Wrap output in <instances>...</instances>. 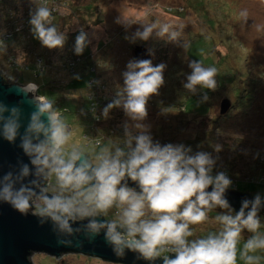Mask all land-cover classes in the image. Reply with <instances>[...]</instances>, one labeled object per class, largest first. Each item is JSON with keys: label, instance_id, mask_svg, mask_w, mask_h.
<instances>
[{"label": "clouds", "instance_id": "clouds-1", "mask_svg": "<svg viewBox=\"0 0 264 264\" xmlns=\"http://www.w3.org/2000/svg\"><path fill=\"white\" fill-rule=\"evenodd\" d=\"M32 3L36 7L29 23L34 37L44 47L62 49L67 36L53 22V10L46 0ZM153 36L174 42L181 32L157 20L142 23V30L128 39L135 43ZM89 44L88 34L81 30L74 53L82 55ZM183 47L187 50L190 43L185 40ZM5 49L0 40V53ZM166 67L148 59L128 62L123 85L117 86L102 115L107 119L114 108H122L134 123L124 124L122 143L109 140L93 154L71 142L74 130L52 102L35 96L25 118L22 107L0 101V138L12 144L19 140L18 147L28 158L0 175V204L22 214L31 212L41 224H50L58 244H72L77 235L89 242L103 235L118 257L131 251L150 261L163 257V264H236L237 245L246 229L253 235L244 242L240 258L245 264H260L257 253L264 251V231L258 212L264 207V194L243 199L236 211L226 198L232 180L224 172L213 175L216 160L210 153L155 142L149 126L142 123L149 98L165 83ZM189 68L184 89L193 94L216 89L215 67L191 60ZM35 89L29 83L22 91L31 94ZM129 179L139 190L129 186ZM113 208L112 219L102 218ZM214 208L226 210L214 218L219 229L190 239L194 236L190 225L207 220Z\"/></svg>", "mask_w": 264, "mask_h": 264}, {"label": "rangeland", "instance_id": "rangeland-1", "mask_svg": "<svg viewBox=\"0 0 264 264\" xmlns=\"http://www.w3.org/2000/svg\"><path fill=\"white\" fill-rule=\"evenodd\" d=\"M62 2L53 22L67 36L64 47H44L34 37L30 26L26 27L0 53V70L10 82L19 81L18 77L22 82L37 81L32 71L26 70L25 66H32L44 57V88L53 93L51 98L56 108L74 130L72 143L93 154L109 140L122 143L124 124L134 123L122 108H114L109 118L94 124L88 110L80 107L84 102L88 106L85 97L88 75L83 73L70 86L71 80L83 72L85 66L80 64L77 74H71L67 67L78 56L73 49L76 36L83 30L90 40L92 61L98 66L99 80L105 85L100 94H106V105L115 97L117 86L123 85L122 74L128 62L135 58V47L146 46L154 51V66L161 63L167 66L165 83L158 94L149 98L147 116L142 121L149 126L154 141L162 145L192 143L195 147L203 136L207 138L206 132L210 131L213 145L234 159L236 178L241 180L238 182L240 190L254 196L257 193L264 194V182L244 181L248 176L251 178L257 174V158L264 152V0ZM35 7L32 0H1L0 35L11 29V21L21 23ZM243 12L247 15H242ZM157 20L178 29L181 32L179 40L170 42L166 38L153 36L148 41L130 42L128 38L137 30H142V23ZM185 40L190 43L187 50L183 47ZM89 45L83 56L89 52ZM12 56L17 66L10 63L9 58ZM191 60H201L205 66L217 69L215 90L199 89L193 94L184 89L183 82L191 72ZM32 94L47 99L38 93V86ZM248 94H252L253 99L243 102ZM205 95L208 96L206 101L203 99ZM225 98L232 102L227 112L232 111L229 116L227 113L221 114V102ZM64 103L68 109L63 108ZM73 103L78 104L77 112L71 108ZM95 137L101 143L95 142L98 139ZM239 153L243 155L241 159L237 158ZM216 173L218 171L213 170V175ZM115 210H109L106 218L112 219ZM213 226H218V222L208 214L204 222L190 225L194 231L192 238L203 236L202 232ZM251 235L243 231L237 245L236 264H245L240 252ZM257 254L261 256L260 264H264V251ZM30 258L36 264H115L80 253H64L56 258L47 253L35 252Z\"/></svg>", "mask_w": 264, "mask_h": 264}, {"label": "water", "instance_id": "water-1", "mask_svg": "<svg viewBox=\"0 0 264 264\" xmlns=\"http://www.w3.org/2000/svg\"><path fill=\"white\" fill-rule=\"evenodd\" d=\"M149 50L144 45H137L134 50L135 58L148 59L153 62V55H149ZM24 85L20 82H10L0 70V101L9 106L22 107L25 118H27L33 110V104L30 101L34 99L35 95L24 93L22 91ZM40 99L44 101V99ZM231 106V100L223 99L221 113H227ZM18 144L19 140L16 144H12L0 138V175H3L21 159L25 162L28 161ZM127 182L129 186L139 190L135 182L130 179ZM208 191H211V187ZM254 197L249 192L244 193L230 188L226 192V198L236 211L241 208L243 199L251 200ZM261 212H264V207L259 210L258 214ZM35 252L47 253L56 258L68 252L123 264H163V257L150 261L138 258V254L131 251L127 252L124 257H118L105 243L103 235L91 242L84 239L83 236L77 235L73 238L72 244H58L50 224H41L39 218L31 212L22 214L8 204H0V264H36L30 258ZM169 255L170 257L175 256L174 253Z\"/></svg>", "mask_w": 264, "mask_h": 264}, {"label": "trees", "instance_id": "trees-1", "mask_svg": "<svg viewBox=\"0 0 264 264\" xmlns=\"http://www.w3.org/2000/svg\"><path fill=\"white\" fill-rule=\"evenodd\" d=\"M56 16L57 15H55V17ZM10 24H11V27L10 28L11 29H15V27H17L20 23H16L15 21H11ZM29 26L32 28L31 24L24 25V28L29 27ZM30 27H29V29L31 30ZM17 34L20 35L19 32H15L10 39L3 41L4 44H5V46L7 45L8 42L12 41L14 39L15 35H17ZM78 56L80 57V60H79V62H77L76 66H74L73 68L67 67V69H68V71L71 74H77V68H78V66H81V65L84 64V66H85V67L83 66L84 67V71L83 72H80V74L76 75L71 80V83L69 85L71 86L72 84H74L76 80H78L80 77L83 76V73H85V72L87 73V75H88L87 76V85H88V87H86V90H85V97L87 99L88 106L84 102L80 107L88 110V112H89V114L91 116V119L94 122V124H100V121L101 120H102V122L104 121L103 120L104 117L102 115V111H103L104 107L106 106L107 101H105L103 104H101L99 106L98 110L96 111L95 109H93V105H92L93 100H91L89 98V96H88V93H89V91H90V89L92 87V80L96 79V80H98V82H100V80H99V76H100L99 69H98L97 64L92 61V56L93 55L91 53L90 45H89V52L88 53H85L84 56L83 55H78ZM12 57H14V56H12ZM12 57H10V58H12ZM42 59H43V64H42L43 70L42 71L38 68V63L32 64V66H29L27 64L28 69L26 68V70L32 71V73L34 74V76L37 79V81H30L29 80V81H26V82H22V80L20 79V77H18V79H19V82L21 81L24 84H27V83H30V82L36 83L38 85V93L40 95L46 97L47 100H48V102H52L54 104V102H53V100L51 98V96H53V93L52 92H49L47 89H45L44 88L45 87L44 86L45 81L42 82L43 79L46 80L44 78V75H43L45 73V71H46V68H45L46 63H44L45 62L44 57H42ZM67 65L68 64H66V66ZM101 85H104V84L101 83ZM74 89H76V88H74ZM257 90H258V87H257ZM252 94H253V92H252ZM252 94H250V95L248 94L245 97L246 98L245 99L246 101H243V102H247V101L253 99V97L251 96ZM65 104L66 103H64L63 108L64 109H68L67 106H65ZM54 106L56 107L55 104H54ZM234 106H235V103H234ZM71 108H74L76 112L79 109L78 104H76V103H73V105L71 106ZM231 112L232 111H230L229 113H227V116H229V114ZM222 115H224V114H222ZM92 134H95V133H92ZM205 136H207V138L209 140H207V138L206 137L204 138V136H203L201 138V140L199 141V143H197L196 145L194 144L196 148L192 146V143H184L183 145L188 146V147H191L193 149V152L203 151V152L210 153L213 156V158L216 160V165H215V167H214L213 170H216L218 172H221L222 169H226L228 171L229 178L232 180V186L230 187V189H234V190H237V191H241L240 188H239V184H238V182H240L241 180H239L238 178H236L237 172H236V168H235L236 166L233 163L234 159L233 158L231 159V157L228 154H226L224 151H222L221 149H219V151H217V147L213 145V142H211L214 139L212 138L213 135L210 133V131H209V133L206 132V135ZM95 138H98V137H95ZM195 143H196V141H195ZM234 151H236V148H234ZM234 157L236 158V156H234ZM242 157H243V155L241 153H239V156L237 158L241 159ZM244 181L245 182H264V152L261 153V156L259 158H257V174L255 176L251 177V178H250V176H248ZM241 192H243V191H241ZM244 193H248V192H244ZM249 194H251V193H249ZM251 195H253V194H251ZM113 210H115V208H113ZM224 211H226V210L220 209V208H214L208 214L211 217L215 218L217 215L221 214ZM258 216H259V218L261 220V223H262L261 224V229H264V212L259 213ZM218 229H219V224L216 227H214V226L213 227H208L204 232H202V233H204L203 236H205V234H208L209 232L216 231ZM244 231H247V230L245 229ZM190 239H193V238L190 237ZM65 253H68V252H65ZM167 255H169V253H167ZM92 257H94V256H92ZM113 263L118 264L116 262H113ZM121 264H123V263H121Z\"/></svg>", "mask_w": 264, "mask_h": 264}, {"label": "built area", "instance_id": "built-area-1", "mask_svg": "<svg viewBox=\"0 0 264 264\" xmlns=\"http://www.w3.org/2000/svg\"><path fill=\"white\" fill-rule=\"evenodd\" d=\"M65 3V2H64ZM46 4L49 8H51L53 10V19L55 18V15H57L59 13V8H60V5H63V2L62 0H46ZM33 11V9H31L28 13V16L24 17V21H22L17 27H15V29H11L9 30L8 32H4L0 35V40H8L10 39L13 34L15 32H20L23 28H24V25H28L29 24V21H30V13ZM80 60V57L79 56H75L70 62H69V66L71 68H73L74 66H76L77 62H79ZM10 63L13 64V65H16L18 64L16 62V59L15 57H12L9 59ZM43 59L40 58L38 60V68L42 71L43 70ZM17 66V65H16ZM28 69V66H25V69ZM3 73V72H2ZM4 74V73H3ZM5 75V74H4ZM6 76V75H5ZM7 77V76H6ZM15 82H19V81H15ZM105 88V85H101V82H98V80L94 79L92 80V87L88 93V96L91 100H93V109H95L96 111L98 110L99 106L101 104H103L106 100H107V97H106V94H100V92H102ZM44 98V97H43ZM44 101L45 102H48L47 99L44 98ZM97 143H101V140L98 138L96 139ZM221 172H224L228 175V171L226 169H222ZM171 254V253H169ZM164 255H167V253H165Z\"/></svg>", "mask_w": 264, "mask_h": 264}, {"label": "crops", "instance_id": "crops-1", "mask_svg": "<svg viewBox=\"0 0 264 264\" xmlns=\"http://www.w3.org/2000/svg\"><path fill=\"white\" fill-rule=\"evenodd\" d=\"M42 82H44V79H43V81H42ZM30 83H34V82H30ZM34 84H35V85H37L36 83H34ZM37 86H38V85H37ZM37 86H36V87H37ZM43 97H44V96H43Z\"/></svg>", "mask_w": 264, "mask_h": 264}, {"label": "bare ground", "instance_id": "bare-ground-1", "mask_svg": "<svg viewBox=\"0 0 264 264\" xmlns=\"http://www.w3.org/2000/svg\"><path fill=\"white\" fill-rule=\"evenodd\" d=\"M32 84H34V83H32ZM25 85H27V84H25ZM25 85H24V86H25Z\"/></svg>", "mask_w": 264, "mask_h": 264}]
</instances>
